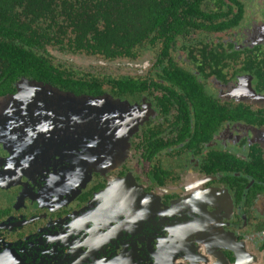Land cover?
<instances>
[{"label":"flooded vegetation","instance_id":"1","mask_svg":"<svg viewBox=\"0 0 264 264\" xmlns=\"http://www.w3.org/2000/svg\"><path fill=\"white\" fill-rule=\"evenodd\" d=\"M188 1L123 73L53 58L115 116L0 126V264H264V0Z\"/></svg>","mask_w":264,"mask_h":264},{"label":"trees","instance_id":"2","mask_svg":"<svg viewBox=\"0 0 264 264\" xmlns=\"http://www.w3.org/2000/svg\"><path fill=\"white\" fill-rule=\"evenodd\" d=\"M192 5L188 0H0V68L6 77L23 74L63 88L85 86L87 77L80 82L74 69L55 64L48 46L115 60L131 55Z\"/></svg>","mask_w":264,"mask_h":264},{"label":"water","instance_id":"3","mask_svg":"<svg viewBox=\"0 0 264 264\" xmlns=\"http://www.w3.org/2000/svg\"><path fill=\"white\" fill-rule=\"evenodd\" d=\"M19 87L20 93L18 95L0 99V126L10 123V118L17 117V111H23L20 114L23 113L28 118L32 117L31 109L36 106L34 110L37 113L34 117L43 120L41 123L46 124L44 131H38L39 139L44 143L53 140L49 129L54 120V132L57 133L56 129L62 130V126L67 125L70 116L85 118L86 121L90 120V124L95 123V125L101 117L115 116L110 112L114 103L109 102L105 96H77L61 90L51 83L27 77H23L19 81ZM106 109H109L110 113L106 112ZM1 138L3 139V134L0 132V140ZM120 142L123 143L124 141L121 140Z\"/></svg>","mask_w":264,"mask_h":264},{"label":"rangeland","instance_id":"4","mask_svg":"<svg viewBox=\"0 0 264 264\" xmlns=\"http://www.w3.org/2000/svg\"><path fill=\"white\" fill-rule=\"evenodd\" d=\"M47 49L49 54L54 58V62L73 65L76 68L85 69L91 73L112 74L117 71L123 73L128 68L126 62L103 61L97 56L64 52L56 46H48Z\"/></svg>","mask_w":264,"mask_h":264}]
</instances>
